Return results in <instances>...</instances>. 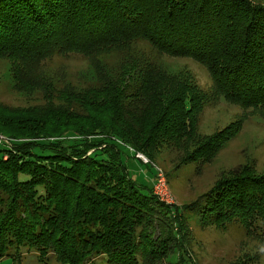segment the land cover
Masks as SVG:
<instances>
[{"label": "trees", "instance_id": "1", "mask_svg": "<svg viewBox=\"0 0 264 264\" xmlns=\"http://www.w3.org/2000/svg\"><path fill=\"white\" fill-rule=\"evenodd\" d=\"M140 41L194 58L240 106H264V4L0 0V55L12 59L39 60L58 51L89 58L124 52ZM158 79L146 73L141 91L149 98L141 112L122 104V95H139L131 93L134 83L126 75L108 92L105 87L72 95L80 111L50 109L40 121L15 115L29 123L21 135L29 140L0 142V264L22 247L37 251L41 262L52 254L61 264H89L97 257L106 264H140L167 254L169 241L184 233L182 224L176 234L171 223L182 211L154 194L156 171L142 193L147 186L131 177L119 145L154 160L164 146L186 137L196 147L184 161H206L236 128L193 139L205 99L185 83ZM208 193L202 219L237 220L247 230L264 222L263 172L246 168Z\"/></svg>", "mask_w": 264, "mask_h": 264}, {"label": "rangeland", "instance_id": "2", "mask_svg": "<svg viewBox=\"0 0 264 264\" xmlns=\"http://www.w3.org/2000/svg\"><path fill=\"white\" fill-rule=\"evenodd\" d=\"M252 1L264 4V0ZM53 53L31 61L0 55V142L11 145L13 140H29L21 137L27 132L29 123L25 118L20 122L15 115L40 121L46 118L50 109L54 113L63 109L80 111L74 95L105 87L108 92L126 75H131L134 83L128 85L133 89L131 93L139 91V95L129 98L122 95L121 100L125 109L134 112H141L148 102L149 97L141 91L146 73L151 72L157 80L162 75L166 81L185 83L190 91L198 92L197 95L205 99L204 105L199 107L193 139L230 126L236 129L206 161H184L188 152L196 147L186 137L176 145L164 146L154 160L141 152L152 160L148 164L137 158L130 146L119 145L131 177L147 186L142 193L147 194L148 188L152 187V176L159 167L164 171L174 205L182 211L181 218L174 217L177 224L176 221L171 223L176 234L178 223L182 224L184 233L169 241L167 254L140 261V264H264V222L256 220L247 230L237 220L220 224L215 223L214 216L202 219L207 210L208 191L221 179L236 176L246 168L264 173V106H240L216 88L206 66L189 56H172L158 51L144 41L134 43L124 52L89 58L76 52ZM34 151L46 153L36 147ZM199 199L200 207L197 205ZM10 253L1 264H61L52 254L41 262L37 251L27 247L13 249ZM89 264H106V261L102 257L91 258Z\"/></svg>", "mask_w": 264, "mask_h": 264}, {"label": "built area", "instance_id": "3", "mask_svg": "<svg viewBox=\"0 0 264 264\" xmlns=\"http://www.w3.org/2000/svg\"><path fill=\"white\" fill-rule=\"evenodd\" d=\"M135 156L141 159L144 163H149L148 158L145 157L142 153H135ZM153 192L159 198L160 201L169 205H174V200L171 193L169 192L164 171L159 167H156V176L154 177Z\"/></svg>", "mask_w": 264, "mask_h": 264}]
</instances>
